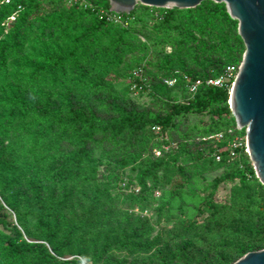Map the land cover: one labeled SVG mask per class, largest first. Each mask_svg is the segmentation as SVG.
Here are the masks:
<instances>
[{
	"label": "trees",
	"instance_id": "16d2710c",
	"mask_svg": "<svg viewBox=\"0 0 264 264\" xmlns=\"http://www.w3.org/2000/svg\"><path fill=\"white\" fill-rule=\"evenodd\" d=\"M82 1L89 7L65 0L0 5V23L16 14L3 35L0 25V264H77L61 260L65 255L89 264H230L264 248V185L243 143L229 146L244 132L228 110V88L200 84L161 115L127 98L130 82L140 85L138 95L160 102L182 87V75L201 79L237 66L243 45L236 21L223 4L204 0L190 9L139 6L141 13L133 8L118 14L123 23H112L103 16L110 13L106 0ZM146 50L152 60L115 88L109 76L126 56ZM135 68L140 80L130 76ZM169 77L172 88L161 82ZM205 112L204 125L174 138L173 118ZM214 134L219 140L208 139ZM193 141L210 148L190 158ZM170 143L174 150L153 157V149ZM125 167L135 170L136 193L128 190L131 182L118 185ZM215 171L205 187L192 189L189 174ZM155 200L154 224H170L163 236L141 213ZM185 208L191 217H181Z\"/></svg>",
	"mask_w": 264,
	"mask_h": 264
},
{
	"label": "water",
	"instance_id": "95a60500",
	"mask_svg": "<svg viewBox=\"0 0 264 264\" xmlns=\"http://www.w3.org/2000/svg\"><path fill=\"white\" fill-rule=\"evenodd\" d=\"M116 14L135 5L158 9H190L204 0H106ZM221 3L236 21L243 45L240 61L228 90L227 105L235 127L243 129V151L254 177L264 185V0H207ZM230 264H264V248L248 251Z\"/></svg>",
	"mask_w": 264,
	"mask_h": 264
},
{
	"label": "rangeland",
	"instance_id": "374dc122",
	"mask_svg": "<svg viewBox=\"0 0 264 264\" xmlns=\"http://www.w3.org/2000/svg\"><path fill=\"white\" fill-rule=\"evenodd\" d=\"M141 5L137 4L134 6L135 9V13H141V9L140 7ZM145 21V25L147 27L150 26L151 21L149 19L144 20ZM8 21L7 23H5L4 28L2 29V35L5 34V30L7 29L8 26ZM1 38V36H0ZM144 38L143 36L139 37V41L143 42ZM164 53H168L169 49L168 47L164 48ZM135 52V51H134ZM152 53L153 51H149L146 50L143 53H131L130 56H126L124 59V66H121L118 70H117V75L110 77L112 81V84L115 88H120L122 86H124L127 83V80L125 78V74L130 71L133 67L137 66V65H141L144 64L147 60L151 61L152 60ZM157 57L159 58L160 55H157ZM148 58V59H147ZM160 59V58H159ZM136 60V63H135ZM149 72V69H148ZM147 72V73H148ZM148 78V77H147ZM181 95V91L179 90V88H175L172 89L170 92L167 93V98H164V96L160 97V102L158 100L153 101L152 98L147 95V94H141V95H127V98L130 99L131 101H133L134 103H136L141 109H144L147 113L150 114H163L166 113L167 111V104L169 102H174V101H179L180 100V96ZM208 116L209 114L207 112L205 113H201V114H185V115H181L178 117L173 118V123L175 126V132L172 133V135L175 137H177L182 131H184L185 129H187L190 126H194L196 128L204 125L207 120H208ZM236 128V127H235ZM237 129V128H236ZM178 134V135H177ZM243 138L244 135L242 137H238L235 136L233 137V139L231 140L230 143L234 142V143H243ZM229 144V143H228ZM227 144V146H228ZM210 148L209 144H202L199 143L197 141H193L190 142L187 145V151L186 153L188 154V157L193 158L196 155H202L204 154L207 149ZM174 150V144L170 143L168 146L164 147H159V155L161 153H166L169 150ZM170 150V151H171ZM128 151H132V149H128ZM128 151H122V152H128ZM152 153V151H151ZM124 153H120L118 155H123ZM153 155V153H152ZM153 157H156L153 155ZM158 157V156H157ZM182 159V158H181ZM99 172H103L102 168H99ZM104 173V172H103ZM220 173V171H215V172H210V173H202L199 175H195V174H189L190 177V182H191V187L192 189H200L202 187H205L207 181H209L211 178L217 176ZM135 170H129V167H125L123 168V170L121 171V181L118 183V185L121 187V184L123 185L125 182H131V186L128 187V190L131 191L132 187H137V185L135 184ZM166 187H163L162 189H155L152 193L154 199H158V197H161L163 194V191H165ZM227 191V186H219L216 193H215V199L216 200H221L225 193ZM156 200L153 201L151 203V206L149 209L146 210V217L148 218L149 222L152 224L153 226V234L154 233H159L161 236H163L165 233V230L168 229L170 227V224H164L163 222H159L157 224H154V219L155 217L152 215L153 214V209L155 208L156 205ZM196 201H190V200H185V203H187L188 205L194 204ZM174 205V204H173ZM190 207V206H188ZM36 212L35 209H32L30 211V214L27 216V223L30 225L33 222V214ZM8 214H10L7 211ZM173 214L175 215L174 217H177V213H175V211H173ZM193 215V211L189 208H185L183 210V217H191ZM8 221H10V223H13V219H12V215L10 214V217L8 216L7 218Z\"/></svg>",
	"mask_w": 264,
	"mask_h": 264
},
{
	"label": "built area",
	"instance_id": "2783aa9c",
	"mask_svg": "<svg viewBox=\"0 0 264 264\" xmlns=\"http://www.w3.org/2000/svg\"><path fill=\"white\" fill-rule=\"evenodd\" d=\"M8 0H0V5L7 4ZM65 3L67 5L76 3L78 7H89L87 3H85L82 0H65ZM110 12V11H109ZM104 18L106 21L112 22V23H123L121 21V18L119 17L118 14L110 12L109 14H103ZM16 17L15 12L8 15L6 19L0 23L2 28H4L5 23L13 21V19ZM237 66L233 65H226L223 67L221 70L220 74L212 77H207V78H201V79H189L187 76H180L181 81H182V87H179V90L181 91V95L183 96L180 98L179 102H185L186 100L190 99L192 95L195 93L197 86L200 84H203L205 86H211V87H216V88H221V87H227L228 90L230 88V85L232 83V80L234 78L235 72H236ZM131 78H137L140 80V68H135L130 72ZM162 84L168 88H172L175 86L176 80L174 77H169V78H163L161 80ZM129 83V82H128ZM129 90L131 91V94L136 95L137 92L140 90V85L135 84L134 82L129 83ZM150 131H152L155 135L156 138L160 141H166V135L164 132L160 130L158 126H151ZM221 137L220 134H214L208 137V139H213L215 141L219 140ZM169 144L165 145L168 146ZM164 147V144H161L160 147ZM230 147H235L239 146V143H230ZM152 153L154 156H159V150L153 149ZM214 160L217 161L218 157L217 155L213 156ZM122 186V184H121ZM137 187H132L131 192L136 193ZM134 211H136L134 209ZM142 215L146 216V210H143ZM61 260H69V259H75L77 264H89L82 256L80 255H65L60 258Z\"/></svg>",
	"mask_w": 264,
	"mask_h": 264
}]
</instances>
